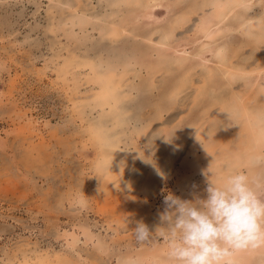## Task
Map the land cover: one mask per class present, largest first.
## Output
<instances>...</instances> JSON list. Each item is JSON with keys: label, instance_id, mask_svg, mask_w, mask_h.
Segmentation results:
<instances>
[{"label": "rangeland", "instance_id": "obj_1", "mask_svg": "<svg viewBox=\"0 0 264 264\" xmlns=\"http://www.w3.org/2000/svg\"><path fill=\"white\" fill-rule=\"evenodd\" d=\"M248 6L0 0V264H168L166 195L264 177V0Z\"/></svg>", "mask_w": 264, "mask_h": 264}, {"label": "clouds", "instance_id": "obj_2", "mask_svg": "<svg viewBox=\"0 0 264 264\" xmlns=\"http://www.w3.org/2000/svg\"><path fill=\"white\" fill-rule=\"evenodd\" d=\"M256 162L264 163V157ZM209 172L206 199L182 200L173 194L163 199L168 264H235L239 253L264 250V177L238 171L214 182L215 173ZM133 233L138 244L154 238L142 221Z\"/></svg>", "mask_w": 264, "mask_h": 264}, {"label": "bare ground", "instance_id": "obj_3", "mask_svg": "<svg viewBox=\"0 0 264 264\" xmlns=\"http://www.w3.org/2000/svg\"><path fill=\"white\" fill-rule=\"evenodd\" d=\"M133 1V0H132ZM141 1V0H140ZM147 1V0H146ZM150 1V0H149ZM253 2V0H242V7H241V9L242 10H248V8H249V4L250 3H252ZM117 3V2H116ZM146 3V2H145ZM147 4V3H146ZM221 5V4H220ZM262 5V4H261ZM67 9V8H66ZM235 12H237V11H235L232 7H231V10H230V13L229 14H226L225 13V15L223 16V18L218 22V24L216 25L217 26V28H219V26L218 25H221V24H223V23H225V22H228V21H230V20H232V16H231V14L232 13H235ZM86 18V17H85ZM67 21V20H66ZM87 20H84V21H81V22H86ZM113 22V21H112ZM251 21H249L248 22V26H249V24L251 25V27L250 28H252L253 29V31H257L258 30V27H259V23H261V22H253L252 21V23H250ZM74 24H75V22H73ZM78 23V22H77ZM64 24H67V23H64ZM91 24V23H90ZM71 25V24H70ZM77 25H80V23H78V24H76L75 26H77ZM98 25V24H97ZM246 26V25H245ZM247 26V27H248ZM239 27H240V25H239ZM246 27V28H247ZM263 27V26H262ZM53 28V27H52ZM237 28V27H236ZM62 29H64V28H62ZM70 29V28H69ZM238 29V28H237ZM66 30H67V28H66ZM248 30H250V31H252L251 29H248ZM244 31H246V30H244ZM250 31H248V32H250ZM247 32V33H248ZM262 32H263V30H262ZM74 33V32H73ZM253 33V32H252ZM232 34V33H231ZM115 35V34H114ZM248 35H249V33H248ZM211 36H212V34L209 36V38H211ZM214 36V35H213ZM247 36V35H246ZM215 37H216V35H215ZM247 38H248V36H247ZM251 38V37H250ZM264 42V41H263ZM256 44V43H255ZM220 45V44H219ZM244 47V46H243ZM220 52V51H219ZM218 53V52H217ZM245 53V52H244ZM220 54V53H219ZM222 55V54H221ZM230 55V54H229ZM238 55V54H237ZM247 55V54H246ZM131 56V55H130ZM132 57V56H131ZM83 59V58H82ZM128 59V58H127ZM220 59V61H223L222 60V58H219ZM86 60V59H85ZM93 60V59H92ZM250 59H248L247 61H249ZM231 62V61H230ZM236 62V61H235ZM92 63V62H91ZM103 63V62H102ZM97 64V63H96ZM235 64V63H234ZM106 65V64H105ZM110 65V64H109ZM227 65V64H226ZM229 65V64H228ZM99 66V65H98ZM101 71V70H100ZM103 71V70H102ZM109 71H111V72H113L114 70H113V67L112 66H109ZM110 72V73H111ZM96 73V72H95ZM100 73V72H99ZM244 74V73H243ZM94 75V74H93ZM104 75H106L105 73H104ZM112 75V74H111ZM238 75H239V73H238ZM235 77H236V75H235ZM237 78V77H236ZM108 81V80H107ZM112 83V82H111ZM98 84V83H97ZM101 84V83H100ZM104 84V83H103ZM107 84H109V82H107ZM95 86V85H94ZM100 86V85H99ZM112 86H113V84H112ZM104 87H105V85H104ZM102 88V87H101ZM106 88V87H105ZM105 88H104V90H103V92H102V95L101 96H99L98 98H99V100H101V99H104V100H108V99H110L109 97H112L113 95H112V93L111 92H113V91H108L109 89H106V91H105ZM115 88V87H114ZM103 89V88H102ZM110 89H111V86H110ZM116 89V88H115ZM114 89V90H115ZM116 91V90H115ZM101 93V92H100ZM124 94V93H123ZM116 97V96H115ZM193 97V96H192ZM116 98H119V97H116ZM120 100V99H119ZM124 100V99H123ZM126 100V99H125ZM103 101V100H102ZM128 101V100H127ZM122 102V101H121ZM120 102V103H121ZM100 103H101V101H100ZM123 103V102H122ZM127 103V102H126ZM102 104H104V103H101V105ZM110 104V103H109ZM114 104V103H113ZM112 104V105H113ZM124 104V103H123ZM128 104V103H127ZM111 109H115V107L114 106H112L111 107ZM117 109V108H116ZM119 109V108H118ZM122 109V108H121ZM112 112V111H111ZM118 112V111H117ZM126 114V113H125ZM126 116H128V115H126ZM129 117H131L130 115H129ZM133 118V117H132ZM127 119V118H126ZM129 120H130V118H128ZM128 119H127V121H128ZM263 122V121H262ZM96 129V128H95ZM91 130V129H90ZM261 130V129H260ZM262 131V130H261ZM96 132V131H95ZM98 132H99V130H98ZM112 132V131H111ZM91 133V132H90ZM101 135H102V133H101ZM261 138H264V130H263V132H262V137ZM261 142V141H260ZM263 142V141H262ZM261 144V143H260ZM263 145V144H262ZM108 146H109V144H108ZM111 146V145H110ZM112 146H113V144H112ZM261 147V146H260ZM261 149V148H260ZM103 150V149H102ZM261 151H263L262 149H261ZM113 157V156H112ZM256 161V160H255ZM104 165V164H103ZM244 253V252H243ZM252 254V253H251ZM245 255V254H244ZM241 256H242V254H241ZM244 258V257H243ZM30 263V262H29ZM35 264V263H34ZM36 264H37V262H36ZM41 264V263H40ZM158 264V263H157Z\"/></svg>", "mask_w": 264, "mask_h": 264}]
</instances>
